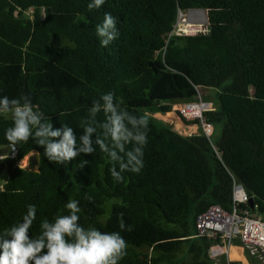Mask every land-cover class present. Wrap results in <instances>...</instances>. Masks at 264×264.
I'll use <instances>...</instances> for the list:
<instances>
[{
    "label": "trees",
    "instance_id": "1",
    "mask_svg": "<svg viewBox=\"0 0 264 264\" xmlns=\"http://www.w3.org/2000/svg\"><path fill=\"white\" fill-rule=\"evenodd\" d=\"M88 3L0 0V95L30 97L54 127L68 124L79 136L93 101L114 91L123 107L148 118L145 166L116 183L99 149L61 165L32 139L21 142L15 157L0 160V174L7 172L0 229L35 204L31 231L38 234L43 218L66 214L68 199H78L85 227L120 231L127 241L120 264H215L211 241L194 236L196 219L214 204L232 208L233 179L264 214V0H106L92 11ZM178 7L206 8L208 31L172 33ZM105 13L116 18L119 32L107 47L96 34ZM196 85L223 86L219 103L211 100L214 110L206 112L214 125L223 124L220 156L202 132L183 135L151 116L195 100ZM11 125V116H0V145L8 146L4 131ZM33 152L38 170L21 167ZM120 221L131 231L120 230ZM249 258L264 264L263 255Z\"/></svg>",
    "mask_w": 264,
    "mask_h": 264
},
{
    "label": "clouds",
    "instance_id": "2",
    "mask_svg": "<svg viewBox=\"0 0 264 264\" xmlns=\"http://www.w3.org/2000/svg\"><path fill=\"white\" fill-rule=\"evenodd\" d=\"M105 3L106 0H89L87 7L92 11ZM96 34L104 47L118 38L117 21L111 13H105L103 21L96 25ZM122 103L114 91L102 94L93 101L87 116L78 125L82 134L77 136L68 124L54 127L52 120L43 117L30 97L16 99L0 95V116L10 114L12 119L4 138L10 152L21 142L32 139L43 148L49 162L61 165L84 154L93 156L99 149L110 162L108 171L113 181L123 183L124 173L139 174L145 166L149 121L146 115L134 114ZM100 113H103V121L97 120ZM3 159L4 156H0V160ZM64 208L66 214L43 218L38 234L31 231L37 220L35 204L27 206L19 221L0 229V264H120L128 246L120 231L85 227L81 223L83 208L78 199H68ZM119 228L131 231V226L123 221L119 222Z\"/></svg>",
    "mask_w": 264,
    "mask_h": 264
},
{
    "label": "built area",
    "instance_id": "3",
    "mask_svg": "<svg viewBox=\"0 0 264 264\" xmlns=\"http://www.w3.org/2000/svg\"><path fill=\"white\" fill-rule=\"evenodd\" d=\"M199 10H206L207 14V22L203 27L188 21L189 15ZM34 11L30 9L27 15L33 17ZM208 24L206 8L178 7L172 33L175 31L185 35L206 33ZM195 88L198 91L197 98L175 103L172 111L176 112L183 121L197 125L220 156L212 141L215 125L206 117L207 111L214 110L213 103L207 99L199 86L196 85ZM17 152L16 147L14 152H10V156L15 157ZM233 181L232 208L226 210L221 205L214 204L200 213L196 219L194 236L206 237L211 241L208 256L215 264H250V256L264 257V214L258 211V204L255 202L254 209L251 208L250 199L253 197L249 195L243 184L236 179Z\"/></svg>",
    "mask_w": 264,
    "mask_h": 264
},
{
    "label": "rangeland",
    "instance_id": "4",
    "mask_svg": "<svg viewBox=\"0 0 264 264\" xmlns=\"http://www.w3.org/2000/svg\"><path fill=\"white\" fill-rule=\"evenodd\" d=\"M232 78L231 79H228L226 80L224 83H223V86H226L228 84H231L232 83ZM223 86L221 88H223ZM221 88H212V87H209L207 88L205 91L203 90V93L205 94V96L207 97L208 100H213L216 105L219 103V97H218V94H219V91ZM171 112V111H170ZM169 113V112H168ZM172 113L174 114H171V116H175L176 117V112L172 111ZM7 116H10V114H5ZM178 115V114H177ZM151 116L154 117V119L157 121V122H160V123H163V120L161 121L160 119H158V117H162V115H158V114H151ZM152 117V118H153ZM168 117H165V120H167V123H171L169 119L171 118H168ZM169 120V121H168ZM173 123H171L172 125ZM174 125V124H173ZM182 132L183 135H188L191 131H184L183 129H180ZM185 133H188V134H184ZM222 135H223V124H219L217 123L215 125V130H214V133H213V136H212V141L214 143L215 146L218 145V143L220 142L221 138H222ZM8 153L10 154V149L7 145H0V153ZM38 163H39V156H38V153L37 152H33V153H30L29 155H27L25 157L24 160H22L20 162V165L21 167L25 168V169H34V170H38ZM210 166L211 168L214 170L215 169V162L214 160H210ZM6 179H7V172L6 171H3L1 174H0V188H2V186L4 185V183L6 182Z\"/></svg>",
    "mask_w": 264,
    "mask_h": 264
},
{
    "label": "crops",
    "instance_id": "5",
    "mask_svg": "<svg viewBox=\"0 0 264 264\" xmlns=\"http://www.w3.org/2000/svg\"><path fill=\"white\" fill-rule=\"evenodd\" d=\"M156 114H158L159 116L160 115H162V117H158V119H160V120H163L164 122H166L167 123V120H165V117H168V118H171V119H169L170 120V122L171 123H173L172 124V126L177 130V131H179L180 133L182 132L180 129H183L184 131H191L190 133H193V134H199L200 132H201V129L197 126V125H195V124H193V123H190V122H188V123H185L182 119H180V117L176 114V117L173 115V116H171V114H174V113H172V111L171 112H169V113H165V114H163V113H161V112H158V113H156ZM167 118V119H168ZM168 120V121H169ZM170 123V124H171ZM183 133V132H182ZM184 134H188V133H185L184 132ZM8 155H10V154H8V153H0V156H4V157H6V156H8Z\"/></svg>",
    "mask_w": 264,
    "mask_h": 264
},
{
    "label": "bare ground",
    "instance_id": "6",
    "mask_svg": "<svg viewBox=\"0 0 264 264\" xmlns=\"http://www.w3.org/2000/svg\"><path fill=\"white\" fill-rule=\"evenodd\" d=\"M206 10H199L195 14H190L188 21L191 23H206L207 22V14Z\"/></svg>",
    "mask_w": 264,
    "mask_h": 264
},
{
    "label": "water",
    "instance_id": "7",
    "mask_svg": "<svg viewBox=\"0 0 264 264\" xmlns=\"http://www.w3.org/2000/svg\"><path fill=\"white\" fill-rule=\"evenodd\" d=\"M250 205H251V208L254 209V199L253 198L250 199Z\"/></svg>",
    "mask_w": 264,
    "mask_h": 264
}]
</instances>
